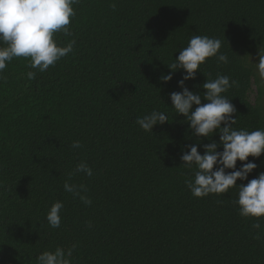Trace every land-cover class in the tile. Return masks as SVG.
Returning <instances> with one entry per match:
<instances>
[{
  "label": "trees",
  "instance_id": "1",
  "mask_svg": "<svg viewBox=\"0 0 264 264\" xmlns=\"http://www.w3.org/2000/svg\"><path fill=\"white\" fill-rule=\"evenodd\" d=\"M73 7V36L55 38H74V54L43 73L14 58L0 80V264H36L43 251L73 244L72 264H264V218L239 214V189L195 197L186 186L197 169L184 167L182 154L199 144L203 155L219 133L198 138L175 112L170 93L182 91L185 73L168 66L192 36L221 39L229 62L208 58L185 86L203 96L209 74L228 75L238 82L223 94L236 107L233 127L264 128V105L250 100L260 82L252 58L264 48V0H80ZM153 109L168 122L145 132L136 119ZM77 140L82 147L73 149ZM81 161L93 176L71 182L86 185L90 205L63 188ZM249 161L257 168L237 186L264 172V153L236 168ZM57 200L64 207L54 229L46 215Z\"/></svg>",
  "mask_w": 264,
  "mask_h": 264
},
{
  "label": "clouds",
  "instance_id": "2",
  "mask_svg": "<svg viewBox=\"0 0 264 264\" xmlns=\"http://www.w3.org/2000/svg\"><path fill=\"white\" fill-rule=\"evenodd\" d=\"M79 2L80 0H0V80L6 79L4 71L14 58L28 59L27 66L30 69L43 73L62 58L74 54V38L61 44L55 36L57 33H63L65 37L73 36L69 25L76 15L73 6ZM111 7L115 9L116 4L113 3ZM221 48L222 40L219 38L194 35L187 47L180 50L174 62L168 65L172 72L183 69L185 73L178 81L182 91L170 93L172 108L186 118L196 137L211 140L215 133H219V142L212 140L202 146L203 155L198 151L199 144L188 146L190 150L182 154V165L186 168L195 165L197 169L194 179H187L185 183L195 197L226 193L230 188L237 187L239 191L235 203L239 206V214L245 218H264V172L246 185L236 184L238 179L247 180L248 175L257 168L254 162L249 161L242 163L237 169V161L245 162L249 156L258 158L264 153V128L250 132L233 127L237 120L233 117L236 107L223 94L231 87L238 86V82L228 75L217 74L212 79L209 74L202 85L205 90L203 96L185 86V81L195 79L197 71H200L201 65L208 58L215 57L224 64L229 62L228 56L220 51ZM254 65L260 77V84L256 88H264V48H259L258 62ZM172 72L162 76V81H171ZM35 77V71L27 72L29 80ZM202 98L208 102L202 104ZM194 105L196 107L193 109ZM166 122V113L156 109L136 119V124L145 132H153L155 125ZM81 147L80 141H73V149ZM220 147L222 151L217 150ZM227 169L233 171L226 172ZM79 173L87 177L93 176L92 168L86 161H81L67 174L63 188L85 205H90L92 201L87 195L86 185L71 182L72 177ZM63 207L64 203L60 200L51 205L46 215L50 227H60ZM252 227L260 229L261 224L256 222ZM256 238H260L259 234ZM75 247L73 244L67 249L57 246L54 251H43L36 257V264H72Z\"/></svg>",
  "mask_w": 264,
  "mask_h": 264
},
{
  "label": "rangeland",
  "instance_id": "3",
  "mask_svg": "<svg viewBox=\"0 0 264 264\" xmlns=\"http://www.w3.org/2000/svg\"><path fill=\"white\" fill-rule=\"evenodd\" d=\"M252 60L254 61V63H257L258 62V57L257 56H254L252 58ZM260 78V77H259ZM260 83V82H259ZM258 83V84H259ZM256 83L253 84V87H252V92L250 93V100L253 104L259 102L260 104L264 105V95L263 96H260L259 92H258V89L256 88V85H258ZM264 89V88H263Z\"/></svg>",
  "mask_w": 264,
  "mask_h": 264
}]
</instances>
